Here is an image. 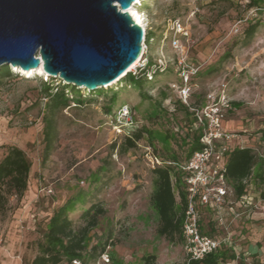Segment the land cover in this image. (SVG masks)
I'll return each instance as SVG.
<instances>
[{"label":"rangeland","instance_id":"1","mask_svg":"<svg viewBox=\"0 0 264 264\" xmlns=\"http://www.w3.org/2000/svg\"><path fill=\"white\" fill-rule=\"evenodd\" d=\"M249 2L142 0L136 9L143 15L145 33L153 37L146 43L143 61L155 64L163 58L172 72L152 81L145 97L125 78L106 87L107 92L119 91L113 110L121 104L133 107L140 125L153 132L154 143L170 154L174 140L168 129L173 122L158 103L161 92L166 93L169 98L163 105L173 111L177 93L171 85L181 83L177 65L182 61L198 69L194 77L198 108L207 104L208 94L223 93L232 107L223 121L224 131L240 135L245 145L264 153V4L249 9ZM174 21L181 23L188 36L173 30ZM254 23L259 27L248 38L246 31ZM47 78L38 72L26 75L12 70L0 86V161L8 147L16 146L32 163L25 196L19 202L11 197L8 209L0 214V264H31L48 221L58 209L68 205L69 218L79 227L83 212L93 204H101L106 215L91 233L89 246L97 245L98 251L105 247L109 264H144L143 257L150 255L156 256L155 264H185L188 256L183 243L158 234L159 216L151 202L152 169L141 158L142 152L120 150L123 133L114 128L118 118L115 122L105 113L113 101L110 92L95 98L81 88L86 103L82 107L73 104L59 114L58 138L45 158L47 100L41 87ZM184 116L176 113L174 122H183ZM248 191L255 204L236 203L232 212L224 213L226 238L238 256L234 264H264V203H258L256 185L251 183ZM237 214L247 219L240 220ZM89 264L103 263L98 258Z\"/></svg>","mask_w":264,"mask_h":264},{"label":"trees","instance_id":"2","mask_svg":"<svg viewBox=\"0 0 264 264\" xmlns=\"http://www.w3.org/2000/svg\"><path fill=\"white\" fill-rule=\"evenodd\" d=\"M263 4L264 0H250L247 7L249 9H260ZM258 27V23L251 24L246 31V37L251 38ZM152 39L151 33H147L146 43L150 44ZM152 65L154 64L149 62L148 67L143 68L138 75L128 73L124 79L139 91L141 97L147 96L146 88L152 81L172 72L171 67L163 72L157 69L153 73V77L150 78L148 73L152 71L150 70ZM11 76V67L1 66L0 86L5 78ZM41 92L43 98L47 100L43 116L45 158H47L58 138L57 117L59 114L66 109H70L73 104L82 107L86 102L82 98L80 89L76 86L65 84L51 77L42 82ZM87 92L88 95L95 98L111 93L113 101L105 107V113L108 117H114L113 120H115L116 112L122 106L127 105L121 104L116 108L117 110H113V105L119 94L118 89H110L107 92L102 88ZM194 96L195 93L192 95L190 107H188L176 95L177 100L174 103L173 111H171L163 105V102L168 100V95L161 92V101L158 103L159 110H163L169 116L168 119L173 122L172 127L168 129L174 140V150L170 154L164 153L162 148L154 143L153 132L146 126L140 125L137 113L133 107L128 105L132 110L134 120L137 122V127L127 129L120 135L122 136L121 152L126 153L131 150L136 153L142 152L140 153L142 158L144 153L141 145H149L154 153L165 162H188L202 148L200 143L201 132L192 129L195 122V113L191 108L201 107L200 102L194 100ZM233 105L238 107L240 104L233 103ZM178 112L185 115L181 123L174 122L173 116ZM31 167L32 163L24 150L16 146L8 147L6 154L0 161V214L8 209L11 197L17 198L19 202L25 196ZM152 173L154 176V190L151 202L159 216L158 234L172 242L178 239L183 243L182 227L188 196L184 184V174L178 167L173 165L156 167L152 169ZM227 179L233 196L228 199L224 207L226 211L231 212V209L234 210V205L239 204L242 198L248 195V187L251 183L256 185L259 196L264 201V155L261 156L258 150L250 146L235 147L230 150L227 162ZM67 206L58 209L49 219L42 240L38 242L37 255L31 264H74V261L89 264L90 261H96L106 253L105 247L98 251L97 245L92 248L89 246L91 233L98 227L100 217L106 215L105 208L101 204H93L83 212L81 216L83 222L79 227H76L73 220L69 218ZM200 211L202 233L219 240L226 238L225 228L219 226L218 210L213 206H207L200 208ZM207 214L210 216L209 220H207ZM239 218L240 220L247 219L245 216ZM232 244L230 242L223 243L216 252L206 256L205 259L196 262V264L235 263L238 256ZM254 255H257V253ZM142 260L144 264H155L156 256L150 255L143 257Z\"/></svg>","mask_w":264,"mask_h":264},{"label":"water","instance_id":"3","mask_svg":"<svg viewBox=\"0 0 264 264\" xmlns=\"http://www.w3.org/2000/svg\"><path fill=\"white\" fill-rule=\"evenodd\" d=\"M139 0H0V67L87 91L126 77L145 30L129 10Z\"/></svg>","mask_w":264,"mask_h":264},{"label":"built area","instance_id":"4","mask_svg":"<svg viewBox=\"0 0 264 264\" xmlns=\"http://www.w3.org/2000/svg\"><path fill=\"white\" fill-rule=\"evenodd\" d=\"M173 30L183 36H188V33L179 21L173 22ZM146 47L145 34L143 40L144 53ZM147 62L148 61L145 60L141 63L142 65H138L140 66V71L148 67ZM138 66L135 70L130 71L133 75H138ZM177 66V72L181 78V83L180 85L173 84L171 88L176 91L178 99L184 105L190 107L191 98L196 88L193 79L197 75L198 69L185 66L182 61ZM168 67L169 62L163 58H159L152 67L150 66V70L152 71H150L148 75L152 78L153 73L157 69L163 72ZM206 100L207 104L204 107L191 108L195 113V122L192 129L201 132L200 143L202 148L198 150L188 162H165L154 153L151 146L141 145L144 153L143 158L151 169L163 165H173L178 167L184 174V184L188 196L182 236L183 245L188 256L187 264H196V262L202 261L206 256L216 252L223 243L229 242L228 238L219 240L202 233L200 227V208L207 206L215 207L218 210L219 226L226 227V221L224 219L226 209H224V207L228 199L233 196L227 179L229 152L235 148L233 147L234 140L239 141L237 147H247V145H245L246 142L240 135L236 133L228 134L223 129V121L226 119V113L232 109L231 105L226 103V96L223 93L217 96L210 93L207 95ZM116 118H118V120L114 128L117 133H124L127 129H134L137 127V122L134 120L132 110L128 105H124L118 110V115L115 116V122ZM259 154L261 156L264 155L263 153ZM48 193H52V190L48 189ZM239 203L245 207L255 204L250 193L244 196ZM258 203L261 205L264 201L259 197ZM254 206L257 207V205ZM232 211L233 209H231V212ZM236 217H240V214H237ZM100 259L103 264L110 263V257L107 253L103 254ZM74 264L82 263L74 261Z\"/></svg>","mask_w":264,"mask_h":264},{"label":"bare ground","instance_id":"5","mask_svg":"<svg viewBox=\"0 0 264 264\" xmlns=\"http://www.w3.org/2000/svg\"><path fill=\"white\" fill-rule=\"evenodd\" d=\"M142 0H139L137 3L133 4L132 8L129 10V13L130 15L132 16V18L137 22L138 25L142 26L144 28V25H143V15L141 14V12H139L137 9H136V6L137 5H140ZM145 30V28H144ZM144 51H142L140 57L138 58V60L129 68V72L132 71L134 68H136L138 66V64L144 59ZM35 72H38L40 73L41 76H45V78L49 77L48 74H46L44 72V69L43 68H40L39 71H31L29 74L31 73H35ZM28 74V75H29Z\"/></svg>","mask_w":264,"mask_h":264},{"label":"crops","instance_id":"6","mask_svg":"<svg viewBox=\"0 0 264 264\" xmlns=\"http://www.w3.org/2000/svg\"><path fill=\"white\" fill-rule=\"evenodd\" d=\"M261 138V137H260ZM259 140V145H262L263 143H262V141H261V139H258ZM238 144H239V141L238 140H234V142H233V147H237L238 146ZM264 145V144H263ZM254 147V146H253ZM260 148V147H259Z\"/></svg>","mask_w":264,"mask_h":264}]
</instances>
